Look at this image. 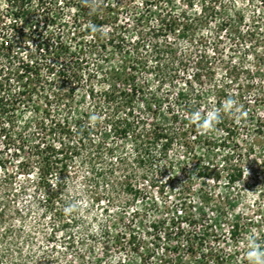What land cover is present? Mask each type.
Instances as JSON below:
<instances>
[{
  "label": "rangeland",
  "instance_id": "374dc122",
  "mask_svg": "<svg viewBox=\"0 0 264 264\" xmlns=\"http://www.w3.org/2000/svg\"><path fill=\"white\" fill-rule=\"evenodd\" d=\"M87 3L28 0L14 20L0 0V264H249L250 237L264 252V0ZM199 59L212 73L195 80ZM129 112L168 149L111 130Z\"/></svg>",
  "mask_w": 264,
  "mask_h": 264
},
{
  "label": "trees",
  "instance_id": "16d2710c",
  "mask_svg": "<svg viewBox=\"0 0 264 264\" xmlns=\"http://www.w3.org/2000/svg\"><path fill=\"white\" fill-rule=\"evenodd\" d=\"M28 0H11V2L15 3V4H12V12H13V16H14V20H17V18H19V16H21V14L24 13V6L25 4L27 3ZM86 1V5H88L89 3H87V0ZM89 1V0H88ZM191 6H193V2H190L189 3ZM211 6H207L205 5V3L201 6L200 8V16L201 18H208L209 16H212V11L211 10ZM200 18V17H199ZM196 18H193V21H195ZM242 20V19H241ZM162 22H164V19H161ZM178 24V20L177 19H172V22H171V26H176ZM192 23H186L184 26L185 28L183 27L182 31L184 32L183 36L186 35V31H184V29L186 30V28H189L188 26ZM15 26V25H14ZM39 45H37V48L39 49V51H48L51 47V44H46L45 42H40L38 43ZM169 48H171L170 50V53H173V49L170 45H168ZM202 62V59H199L198 60V63L199 66H197V68H200L198 69L194 75H193V78L195 80L197 79H200L201 76H202V73H201V70H206L207 73L210 72V74L212 73V69L211 67H209L208 69H206V67L204 65L201 64ZM25 67L29 70V65H25ZM236 66L234 65L233 66V69L235 68ZM206 73V74H207ZM209 76V75H208ZM108 94V93H106ZM109 95V94H108ZM121 97V96H120ZM121 102V101H120ZM122 103V102H121ZM132 115V113H128L127 115V118L123 119L124 122H122V119H115V118H111V125H110V128L111 130L113 129L115 131V133H119L121 135H127L129 132H133V129H135V127L137 128H140L141 129V134L143 136H146V137H149L151 138V141H149V143H157L158 140H161V139H165L166 141H164L162 144H161V149L164 151V150H167L168 147L170 146L171 144V140L172 138L167 134L165 133L164 131L167 130L165 129V127L159 125L158 123H150V122H147V121H144L143 119H140V118H137L135 120V118L131 121L130 119V116ZM218 115V119L222 122V123H227V119L224 118L223 119V116L220 115V114H217ZM260 126L257 128V130H259L258 132L261 131L260 127L263 126V122H264V119H261L260 118ZM79 130V129H78ZM89 133H91V131H89ZM88 133V134H89ZM7 137V133L5 135ZM83 146V144H82ZM75 148L79 147L78 145H74ZM117 158V157H116ZM227 160L230 159V157L228 156L226 158ZM118 160V159H117ZM49 163V162H48ZM228 166V167H227ZM233 165H228L227 162H226V168H228V170H233V171H229V179H228V184H234L236 182H239V180L242 179V177L244 176L245 174V169L243 167H232ZM46 169H39V172L41 173V180H44V176L42 175V173L44 172L45 174L44 175H52L53 177V174L51 173V171H48L47 173L45 172ZM220 173L221 171H219L217 173V176H216V179H219V176H220ZM209 174V173H208ZM207 174V175H208ZM47 179H45L46 181H44L45 183V186H50L49 184V180L48 177H46ZM59 188H62V183H59ZM130 188V187H129ZM129 190V189H128ZM130 190H133L130 189ZM57 193L56 190H52V192H50V194L48 195L47 198H45V201L46 202H50V198L55 194ZM4 206L1 210H0V224L2 225L4 222H7L6 219H4V216L6 215V211H5V208L7 206L10 205L9 201L8 200H0V207L1 206ZM11 229V227L8 228V231ZM16 231V229H14ZM7 231V233H8ZM18 231H16L17 233ZM4 238V235L1 236V239ZM0 239V241H2Z\"/></svg>",
  "mask_w": 264,
  "mask_h": 264
},
{
  "label": "clouds",
  "instance_id": "9594fccd",
  "mask_svg": "<svg viewBox=\"0 0 264 264\" xmlns=\"http://www.w3.org/2000/svg\"><path fill=\"white\" fill-rule=\"evenodd\" d=\"M216 119H218L217 114L214 113L210 116V121H214ZM249 245L250 247L247 253L249 264H264V252L258 250L254 237L249 238Z\"/></svg>",
  "mask_w": 264,
  "mask_h": 264
}]
</instances>
